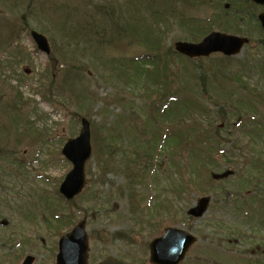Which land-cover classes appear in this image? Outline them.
Instances as JSON below:
<instances>
[{
  "label": "rangeland",
  "instance_id": "rangeland-1",
  "mask_svg": "<svg viewBox=\"0 0 264 264\" xmlns=\"http://www.w3.org/2000/svg\"><path fill=\"white\" fill-rule=\"evenodd\" d=\"M146 1L0 0V62L8 68L4 84L11 80L0 86V264H18L27 253L33 264H56L62 226L48 217L44 203L73 214L75 223L85 219L89 264H149L147 242L169 225L197 238L180 264H264V171L248 165L264 161V35L253 18L263 9L247 0H170L168 21H133ZM190 22L218 30L221 24L251 41L235 56L189 59L173 43L199 40L189 33ZM148 25L159 41L140 32ZM30 30L46 36L48 55L37 50ZM146 52L157 72L149 80L159 81L162 71V81H130V62ZM119 68H127L126 76ZM13 89L26 103L7 94ZM171 93L177 102L167 99ZM13 101L25 119L19 127L4 112ZM172 103L182 107L171 124ZM191 105L195 109L186 113ZM83 116L92 151L85 187L71 206L57 198L71 168L60 150L79 133ZM202 131L212 141L217 133L223 152L206 147ZM159 133L165 141L154 143ZM180 133L194 148L185 158ZM174 146L172 155L167 150ZM212 155L216 166L207 159ZM185 159L186 169L192 167L182 178L188 187L180 181L171 209H158L162 200L171 202L170 176L179 178L172 167ZM208 169L227 179L209 180ZM191 209L201 214L189 216Z\"/></svg>",
  "mask_w": 264,
  "mask_h": 264
},
{
  "label": "water",
  "instance_id": "water-1",
  "mask_svg": "<svg viewBox=\"0 0 264 264\" xmlns=\"http://www.w3.org/2000/svg\"><path fill=\"white\" fill-rule=\"evenodd\" d=\"M252 1L264 6V0ZM258 20L264 28V12L258 15ZM31 36L39 50L49 53V44L45 36L35 31H31ZM247 42V38L237 35L211 32L199 43L176 42L175 49L189 57L206 56L211 52L234 55ZM81 122L82 128L79 135L69 139L61 150V153L72 163V169L66 174L59 188L60 192L68 199L78 194L84 186V163L91 152L89 123L85 118H82ZM200 212V209H196L192 210L191 214L198 215ZM194 241L195 238L188 232L175 227H168L160 237L150 242L149 261L153 264H178ZM86 249L87 238L83 229V222H81L71 232L60 238L57 263L86 264ZM32 260L31 256H27L22 264H30Z\"/></svg>",
  "mask_w": 264,
  "mask_h": 264
},
{
  "label": "trees",
  "instance_id": "trees-1",
  "mask_svg": "<svg viewBox=\"0 0 264 264\" xmlns=\"http://www.w3.org/2000/svg\"><path fill=\"white\" fill-rule=\"evenodd\" d=\"M167 2L169 3L170 6H173V4L170 0H162L161 2H155V3L154 2H146V4H148V3L153 4L151 9H150L152 16L155 17L156 19L164 22V21H167V16H168V15H166L168 8H169ZM253 18L255 19V16H253ZM189 25H190V26H188V28L190 30L189 33H191L192 35L195 34L197 36V35H201L204 33V27L203 26L193 24L192 22H190ZM155 41H157V40H155ZM262 42L264 43V39L262 40ZM5 63H6V61L0 62V86L1 85H9V83H7V82H6V84H4V82L6 81V75L3 73L4 72L3 68L7 67V66H4ZM8 66L10 67L9 64H8ZM3 88L4 87H2V89L0 90V92L2 94H3ZM5 91L9 92L8 89H6ZM11 91H12V93H7V94L13 95V97H21V94L18 91H15V90H11ZM13 91H15V92H13ZM13 105H14V103H11L10 105H8V107L13 108ZM216 141H218V140H216Z\"/></svg>",
  "mask_w": 264,
  "mask_h": 264
}]
</instances>
